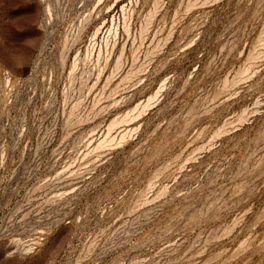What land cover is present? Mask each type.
Listing matches in <instances>:
<instances>
[{
	"label": "rangeland",
	"instance_id": "374dc122",
	"mask_svg": "<svg viewBox=\"0 0 264 264\" xmlns=\"http://www.w3.org/2000/svg\"><path fill=\"white\" fill-rule=\"evenodd\" d=\"M0 264H264V0H0Z\"/></svg>",
	"mask_w": 264,
	"mask_h": 264
},
{
	"label": "bare ground",
	"instance_id": "6f19581e",
	"mask_svg": "<svg viewBox=\"0 0 264 264\" xmlns=\"http://www.w3.org/2000/svg\"><path fill=\"white\" fill-rule=\"evenodd\" d=\"M108 135V134H107Z\"/></svg>",
	"mask_w": 264,
	"mask_h": 264
}]
</instances>
